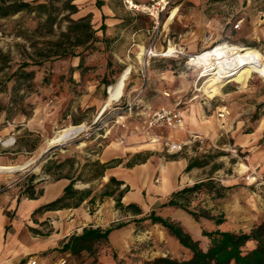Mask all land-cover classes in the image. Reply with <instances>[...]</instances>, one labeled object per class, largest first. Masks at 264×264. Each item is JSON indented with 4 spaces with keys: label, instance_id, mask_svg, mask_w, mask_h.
<instances>
[{
    "label": "rangeland",
    "instance_id": "obj_1",
    "mask_svg": "<svg viewBox=\"0 0 264 264\" xmlns=\"http://www.w3.org/2000/svg\"><path fill=\"white\" fill-rule=\"evenodd\" d=\"M72 2L78 7L69 14L73 19L90 13L89 9L95 4L100 5L96 0ZM179 2L180 9L190 7L186 0L169 1L156 46L159 51L176 44L172 35L177 33L171 32L178 30L180 23L178 27L166 29V19L168 11ZM119 5L118 16L140 22L138 16L143 13ZM65 12L62 0L56 1L52 32L40 25L43 15L36 12L21 11L0 19V187L11 182L0 192L18 191L30 172L50 179L51 175L40 172V166L41 157L52 147L61 146L52 158L76 160L74 165L65 164L61 169L63 173L75 175L80 164L94 157L93 153H99L106 143L123 144L129 153L139 150L135 159L149 155L154 163L156 155L164 159L184 157L188 160L195 156L207 159L203 167L182 170L176 189L207 176L213 178L215 187L220 184L228 187L222 190V196L209 192L189 194L188 208L222 214L225 220L220 226L225 228L250 231L264 222V77L245 65L223 81L215 82V70L192 63L195 56L223 44L256 49L264 56V0H204L202 12L206 30L202 37L205 42L191 49L192 52L176 44L183 48L181 53L156 55V59L145 57L144 49L138 54L131 45L122 48L99 43L91 51L75 45L73 35L60 36L67 23L60 19ZM174 14L175 9L171 16ZM238 20L240 25L234 28ZM187 25L196 27L194 21ZM169 34L171 42L169 40L168 44ZM63 47H72L75 53L81 51V65L77 66L79 55L55 53ZM127 65L131 66L128 76ZM152 65L170 69L169 75L160 79L163 82L156 89V95L163 94V89L168 87L173 89L169 106L179 109L183 117L180 125L154 126L160 135L157 145L151 142L149 135L153 127L147 126L146 119L149 112L159 107V102L145 114L137 113L140 111L137 103L152 95L149 84ZM82 127L74 137L57 143ZM4 130L9 132L2 137ZM176 130L178 133L172 134ZM171 141L179 142L181 149L168 150L167 143ZM9 149L16 152L6 156L4 151ZM26 162H29L26 166L15 170L4 167ZM150 181L156 183V174H152ZM101 182L98 178L96 198L88 205L92 217L95 214L97 218H130V214L115 204L111 211H99L96 203L105 188ZM75 184L81 185V182ZM168 195L163 196L162 201ZM108 197L103 196V207ZM74 201L75 197H70L66 203ZM151 208L179 221L206 247L208 239L201 230L215 226L212 219L200 216L195 220L183 208L160 207L156 201L148 202L145 207L147 211ZM122 239L120 234L112 235V241L95 257L84 252L65 264H142L157 256L184 258L190 254L159 224H135L134 229L127 231V239Z\"/></svg>",
    "mask_w": 264,
    "mask_h": 264
},
{
    "label": "crops",
    "instance_id": "obj_2",
    "mask_svg": "<svg viewBox=\"0 0 264 264\" xmlns=\"http://www.w3.org/2000/svg\"><path fill=\"white\" fill-rule=\"evenodd\" d=\"M101 1L100 5L97 6L95 4L94 8L89 9L91 23L94 28H97L96 34L102 35L104 33L108 37L105 40L108 46L113 45L114 47L119 46L123 48L131 45L133 46L132 50L140 54L148 41V35L144 30L148 25V17L144 14H139V23H136L135 19L129 21L127 18L118 16L121 0H116L117 3H115V0ZM186 1H188L186 3L190 4L188 9H180V1L168 11L166 29L178 27V23H180L178 30H171V33H177V35H172L175 39L173 42L183 45L188 52H192L191 49L199 43L205 42L204 37H202V33L206 30L203 19L204 13L202 12L204 0ZM173 9H175V14L171 16ZM102 21L105 23L104 30L98 28ZM190 21H194L196 27L187 25V22L190 23ZM170 38L171 35L169 34L168 40L171 42ZM100 44L104 43L100 42ZM154 59H156V56H154ZM130 71L131 66H125L127 76ZM169 72L171 71L168 67L162 69L156 67V65H152L149 68V84L152 85V92L150 94L152 95H147V98H143L137 103L140 106V111H137V113L145 114L149 109L156 107L158 104L156 102H159V107H170L169 99L173 93V89L168 87L167 89H163V94L158 93L156 95V89L158 90L163 82L160 79L164 75L168 76ZM128 95L130 96L131 94L128 92ZM8 132V130H4L1 132V136L4 137ZM174 133H178V130L172 131V134ZM149 137L151 142H155L156 145L158 144L160 135L156 133V127L151 128ZM138 151L136 149L129 153L126 145L112 146L111 143H106L99 153L92 154L94 157L90 158V160L99 159L101 162H106L112 158H120L121 161L119 163L104 170V175L99 177L103 181L100 185L105 184L111 175L122 180L119 188L127 185L128 189L121 195V202L123 204L135 202L141 208V214H144L147 212L145 207L148 205V202L156 201V204L159 205L163 202V196L170 194L172 190L176 189L178 186V175L184 169L187 160L184 157L164 159L156 155V162L154 163L152 162L154 158L152 157L151 159L149 155L141 159H135L139 155ZM15 152V150L12 151L11 149L4 151L6 156ZM131 157L139 162L127 166L126 162ZM4 167L15 170L13 169L14 166L11 165ZM152 174H156V183L150 181ZM46 175H51L50 179H42L40 176L34 178L35 190L40 189V193L35 197L26 196L20 186L18 191L9 190L0 192V264H22L29 256H34L37 264H60L61 261H64V264L71 263L74 255L59 250L61 242L68 235L73 232H80L82 227L86 225L106 227L112 222H125L129 219L97 218L95 214L92 217L88 210V205L92 203V200H90L92 196H94V199L96 198L98 178L89 181H79L81 185L74 184V187L78 189L91 188L90 193L77 205L67 203L55 206L54 208H41L38 210L42 204L61 195L64 186L69 181L65 176L54 179L55 174ZM103 200L102 197V200H98L96 203L99 211L101 209L103 212H105L104 209L111 211V208H114L115 204L114 197L109 196L106 199V206L104 207L105 202ZM127 224H131L130 228L126 227ZM153 224L157 225L158 223ZM134 227V221H127L125 225L113 229L109 234L110 241H112V235L116 236L118 234L121 235V239L124 238L122 240H126L127 231L134 229Z\"/></svg>",
    "mask_w": 264,
    "mask_h": 264
},
{
    "label": "trees",
    "instance_id": "obj_3",
    "mask_svg": "<svg viewBox=\"0 0 264 264\" xmlns=\"http://www.w3.org/2000/svg\"><path fill=\"white\" fill-rule=\"evenodd\" d=\"M59 0H42L32 2L27 0H0V19L13 15L21 11L36 12L43 15V25L47 32H52L53 25L56 20L54 14L55 3ZM99 4L100 1L96 0ZM63 8L67 12L60 16V19L66 20V27L61 30L60 36L70 38L71 35L75 38V45L93 50L99 43H105L108 39L104 35H97L96 30L91 23V13L79 16L73 19L69 16L70 13L77 11L78 7L72 0H62ZM103 18V15H102ZM39 26H37L38 28ZM102 30L105 28V23L102 21L98 27ZM56 40L55 42H57ZM61 45V44H60ZM57 50L55 53L59 56L63 55H79V62L77 66L81 65L83 61L82 52H76L73 48L63 47L60 52ZM61 146L50 148L41 157L40 172L44 174H55L54 179L57 177L65 176L69 179L68 183L64 186L61 195L39 206L41 208H54L61 204H67L66 200L70 197H75L74 204L77 205L86 197L91 188L78 189L74 187L77 181H89L99 178L104 175V170L107 167L113 166L121 161L120 158H112L106 162H101L99 159L86 160L80 165L79 170L75 175L70 173L61 172L65 164L74 165L76 161L72 157H65L60 160L52 158L56 155V149ZM206 155H204L205 157ZM139 162L135 159H130L126 162L127 166ZM208 163L207 159L201 157H192L187 160L184 171L191 168L203 167ZM88 173V174H87ZM37 174L30 172L29 175L20 183L22 192L28 197H35L40 193L34 188V178ZM122 180L111 175L108 181L104 184L105 188L100 193L99 200L103 196H113L115 199L116 207L122 209L131 217L128 222L134 221L135 224L139 223H158L162 226L171 236H173L182 246H184L190 254L184 258L171 257L169 255L157 256L151 260L144 261L142 264H264V222L256 225L252 230L246 231L242 229H232L221 227L220 224L225 220L222 214L213 215L205 209L199 212L188 208L189 194L197 192L215 193L216 196H222V190L227 189L228 186L220 184L214 186V181L211 176L194 181L190 185H185L180 188L174 189L170 192L165 201L159 204L163 206H173L183 208L195 220L200 216H204L213 220L215 226L210 228H202L201 234L206 236L208 243L206 247L200 244L198 238L193 237L191 233L177 220L170 217L163 216L151 208L144 214L141 208L135 202L123 204L120 200L121 195L128 189L127 185L119 188ZM111 185L110 188L108 186ZM94 196L90 198L93 200ZM140 214L139 216H136ZM125 222H112L106 227L86 225L83 226L80 232H73L61 242L59 250L62 252H69L74 256H79L86 252L88 255L96 256L98 252L110 243L109 234L115 229L127 223ZM250 243V244H249Z\"/></svg>",
    "mask_w": 264,
    "mask_h": 264
},
{
    "label": "built area",
    "instance_id": "obj_4",
    "mask_svg": "<svg viewBox=\"0 0 264 264\" xmlns=\"http://www.w3.org/2000/svg\"><path fill=\"white\" fill-rule=\"evenodd\" d=\"M170 0H147V1H137V0H121L122 5L127 10L131 11H139L143 14H145L149 20L150 23L147 25L144 30L146 34L148 35V41L147 45L144 47L143 55L145 57H153L156 55H165L161 52H165L169 47H167L165 50L159 51L157 49V42L159 39V36L162 31V17L163 14L167 8V5ZM240 20L236 21L233 24L234 28L239 27ZM167 43L169 44V40H167ZM172 47V50L169 51V54L167 55H174L176 53H181L182 47L181 46H170ZM193 54L189 55L190 57ZM183 117L182 113L177 108H170V107H158L156 109H153L151 112H149L148 117L146 119L147 126L154 127L159 126L162 124L166 125H180L182 123ZM168 150L170 151H178L181 149V144L179 142H169L167 143ZM11 182L3 184L2 187H0V191L2 189H5L6 187L10 186ZM64 261H61L60 264H63ZM22 264H37V260L34 256H29Z\"/></svg>",
    "mask_w": 264,
    "mask_h": 264
},
{
    "label": "bare ground",
    "instance_id": "obj_5",
    "mask_svg": "<svg viewBox=\"0 0 264 264\" xmlns=\"http://www.w3.org/2000/svg\"><path fill=\"white\" fill-rule=\"evenodd\" d=\"M172 48L162 53L169 54ZM193 64H202L208 69L215 70V82H221L240 66L249 65L264 77V56L256 49L238 44H223L212 50L195 56ZM206 70V69H205Z\"/></svg>",
    "mask_w": 264,
    "mask_h": 264
},
{
    "label": "water",
    "instance_id": "obj_6",
    "mask_svg": "<svg viewBox=\"0 0 264 264\" xmlns=\"http://www.w3.org/2000/svg\"><path fill=\"white\" fill-rule=\"evenodd\" d=\"M104 107H105V106H104ZM82 129H83V128L77 130L76 132H71V133L65 135V137L63 138V140H62V141H59V142H57V143H64L66 140H68V139L74 137L76 134H78ZM47 149H48V147H47L45 150H47ZM28 163H29V162H26V163L21 164V165H17V166H15L13 169L23 168V167L26 166Z\"/></svg>",
    "mask_w": 264,
    "mask_h": 264
}]
</instances>
